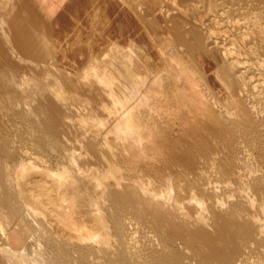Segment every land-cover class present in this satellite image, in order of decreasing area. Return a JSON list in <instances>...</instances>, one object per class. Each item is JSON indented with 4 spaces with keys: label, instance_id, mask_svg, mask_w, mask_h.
I'll return each instance as SVG.
<instances>
[{
    "label": "rangeland",
    "instance_id": "1",
    "mask_svg": "<svg viewBox=\"0 0 264 264\" xmlns=\"http://www.w3.org/2000/svg\"><path fill=\"white\" fill-rule=\"evenodd\" d=\"M183 1L186 4H171L170 8L191 22L193 27L179 34L182 40L185 35L183 42L188 40L191 46L187 45L189 50L184 48V52L180 46L177 52L164 47L163 62L135 47L115 46L80 74L34 64L32 138L28 126V133L18 134L17 147L0 150V157L16 162L0 164V187L17 194L18 224H24L28 234L26 244L16 251L21 252L20 258L25 252L22 258L12 253L13 259L5 264L14 259L17 262L12 264L19 260L20 264H45L43 259L48 256L61 257L65 264H137L117 257L118 243L110 217L102 209V199L93 195L99 192L106 199L108 193L110 179L104 178L108 167L101 151L107 157L114 152L124 169L150 163L162 171L160 176L167 177L168 183L193 182L191 191L205 201H193L187 211L199 214L207 223L211 222L209 205L204 204L210 201L215 210L230 217L216 221L221 235L210 240L211 248L200 244L206 242L204 236L188 244L173 237L167 241L169 259L151 254L139 264L264 263V0ZM119 2L117 9L125 8L122 0ZM129 16L139 32L145 33L136 16L132 12ZM54 30L65 34L66 27L55 26ZM106 39L104 35L100 40ZM87 116L106 121L92 143ZM122 117L137 123L136 138L116 130ZM84 143L88 155L83 152ZM123 145L134 154H125ZM123 184L121 179L114 188L119 190ZM83 196L89 199L86 205L80 204ZM111 200H117L116 196ZM71 224H89L103 237L102 242L63 239L59 233L63 228L78 235ZM125 224L128 232L135 228L133 218L127 217ZM245 227H249L251 238L261 241L260 248H252V241L236 243ZM216 241L224 244L234 260L213 247ZM45 244L53 253L43 250ZM63 244L72 248L79 244L77 250L89 245L94 250H106L109 256L98 252L78 256L74 249L60 250Z\"/></svg>",
    "mask_w": 264,
    "mask_h": 264
},
{
    "label": "crops",
    "instance_id": "2",
    "mask_svg": "<svg viewBox=\"0 0 264 264\" xmlns=\"http://www.w3.org/2000/svg\"><path fill=\"white\" fill-rule=\"evenodd\" d=\"M122 2L125 8L117 9L119 0H0V150L17 147L18 134L28 133V126L32 138L35 63L80 74L115 46L135 47L159 62L164 60V47L168 52H177L178 46L181 52L189 50L191 42L181 41L179 34L192 26L170 9L171 4L185 1ZM129 12L142 23L145 33L139 32ZM55 26H65V34L54 30ZM67 31L72 32L70 38ZM104 35L107 39L100 40ZM13 163L0 157V164ZM18 218L17 194L0 187V252H4L0 264L8 253L15 254L26 244L27 229L18 224Z\"/></svg>",
    "mask_w": 264,
    "mask_h": 264
},
{
    "label": "bare ground",
    "instance_id": "3",
    "mask_svg": "<svg viewBox=\"0 0 264 264\" xmlns=\"http://www.w3.org/2000/svg\"><path fill=\"white\" fill-rule=\"evenodd\" d=\"M257 4H259V3H257ZM260 5H261V3H260ZM236 6L237 5H235V7ZM197 8L199 9V7H197ZM194 9L196 10L195 7H194ZM172 14L171 15L169 14L170 17L172 16ZM178 16H179V14H178ZM225 18H227V17H225ZM238 20H239V17H238ZM189 23L191 24V22H189ZM237 23H238V21H237ZM228 27H229V25H228ZM256 27H258V26H256ZM226 29H227V27H226ZM228 32H229V29H228ZM195 34H196V36L200 35L198 33H195ZM195 34H193V35H195ZM183 36L185 37V35H183ZM184 37H182L183 40H184ZM179 39H181V37ZM183 40L181 39V41H183ZM186 40H187V38H186ZM202 42H204V41H202ZM237 45H239V44L237 43ZM193 53H194V51H193ZM204 53H205V51H204ZM206 56L208 58L209 55H207V53H206L205 57ZM205 57H204V59H205ZM203 61H205V60H203ZM207 61H209V59H207ZM169 63L170 62L168 61V64ZM209 63H211V62L209 61ZM214 64H217V63H214ZM196 66H197V64H196ZM192 67H194V66H192ZM212 68H213V65H212ZM210 69L211 68H209V70ZM211 70H213V69H211ZM233 70L234 69H232V71ZM236 70H238V69H236ZM205 72H207V71H205ZM240 72L242 73V71H239V73ZM213 75L214 74H212V77H213ZM207 77H209V74L207 75ZM247 77L245 78V80L247 79ZM203 79H202V81H204ZM235 80H237V79H235ZM213 81L216 83L218 80L217 81L213 80ZM238 82H239V80H238ZM248 82H249V80H248ZM263 82H262V84H263ZM203 83H206V87H209V86H207L208 81L207 82L204 81ZM215 83H214V85H215ZM217 85H218V83H217ZM237 86L239 87V85H237ZM241 86H240V88H241ZM211 87H212V85H210V88ZM247 89L250 90L249 87ZM247 89H246V91H245V89L242 90V91H245L244 94L245 93L247 94V91H248ZM214 91H216L215 88H214ZM241 98H243L242 94H241ZM245 102H246V100H245ZM249 110H251V108ZM257 116H256L255 120L258 119ZM87 118H88V121H90L89 124L87 125V131L91 135L90 143H92L93 141H95L96 138H98L101 135L102 128L105 125L106 121L104 119H102V118H95V117H92V116H87ZM250 124H252V122ZM259 124H257V125H259ZM254 125H255V127L257 126L256 124H254ZM259 126H261V125H259ZM136 127H137V123L134 121V119L127 118V117H122L121 120L117 123L115 128H116V130H118V129L125 130L127 133L130 134V136L132 138H136V136H138ZM258 128H260V127H258ZM259 133H261V132H259ZM81 143H82V146H83V142H81ZM85 146H86V143H84V151L83 152L88 155V154H90V151L85 149ZM106 146H109V145L106 144ZM123 151H124L125 154H130V153H131V155L134 154V152H132V150H130V147H126L124 145H123ZM99 154L102 157V159H104L106 161L107 167H108L107 172L104 174V178H106V179L109 178L110 180L107 182V184H108V193H106V197H107L106 199H104V195L102 193H99V192H95L94 191L93 195L94 196L96 195V196H98V198L100 197L102 199V205H103L102 209L110 217V220H111L110 222L112 223L111 224V228H112V230H113V232H114V234L116 236V240H117V243H118L117 257L130 258L132 260V262L133 261L135 263L137 262V264L141 263L143 260H145L147 255H151V254H154V255L156 254V255H159V256H163L165 259H169L170 249H168L167 241L170 240L173 237H174L175 240H180L181 242L188 244L193 239H198V238L200 239L201 236L202 237L204 236V237L207 238V240H206V242L202 241L200 244L202 246L206 247V248L207 247L211 248L210 240H212V241H213V239L218 240L217 237H219L221 235V232L218 229V225L216 224V221L218 219H230V217L228 215H224L223 212H221L219 210H215L213 201H210V202L204 204L206 207H207V204L209 205L208 214H209V218H210V221H211L210 223H207L206 220H204L199 214L187 211L188 207L191 205V203L193 201H196V202L199 201V200H201V201L204 200L205 201V199L203 197H201L200 195H198L195 192L191 191V188H192V186L194 184L193 182L185 181L184 183H178V182L177 183L175 182V184L174 183H168V182L165 181L167 179V177L160 176L162 171H159L158 168L150 165V163H144L142 166L137 165L135 168H131L130 166H128L126 169H124L120 165V161H118L117 156L114 154V152H112V156H109V157L104 155L102 153V151L99 152ZM136 154H138V153H136ZM142 168L143 169H147L149 171L147 173H142V171H143ZM102 176H103V174H102ZM96 177L98 178V176H96ZM121 179L124 181V184H123L122 188L119 189V190L115 189L114 186ZM89 183H92V182L89 181ZM166 189L168 191H166ZM113 195L116 196L117 200H111V196H113ZM88 200H89L88 197L83 196L81 198V200H80V204L86 205ZM184 214H186V215H184ZM230 216H232V214H230ZM127 217L133 218V220L135 221V228L131 232L127 231V224H125V219ZM76 226H77V228H80V229L78 230L76 228ZM70 228H72L73 230L75 229V232H78V235H76L75 233H71L70 229L67 230V229L63 228V229L59 230V233H60V235L62 236L63 239H68L70 241H75L77 243L83 242V241H88V240L92 241L93 243L102 242L103 237L100 238L98 236L97 231L94 230V228L89 227V224H71ZM196 235H198V236H196ZM251 237L252 236H251V234L249 232V227H245V230H244L243 234L241 235L240 240L236 241V243L246 244V243L252 241V245H253L252 248H260L261 245H262L261 241L258 240V239H255V238L253 239ZM38 244L43 245L41 243H38ZM40 245H37V246L39 247ZM77 247H79V244H77V246H75L73 248L70 247L69 244H63L59 249L60 250L61 249H65L66 251L68 249H72V250L74 249V251L78 253V256H82V255H86V256L87 255H96L97 252L103 254L104 257H106V256L108 257L109 256V252L107 254H105L106 250L104 252H103V250H100V251L99 250H94V249L89 248V245L80 248V250H77ZM213 247H215V249H218L219 251L225 252L227 254V256H228L227 259L234 260V255H231V254L228 253V250L225 248L224 244L220 246V243H218V244H216ZM41 248H42V246H40V249ZM7 249H8V247H7ZM43 250L47 251V252H50V253H53L50 250V248H48V246L46 244H45ZM204 250H206V249H204ZM9 251H11V250H9ZM1 252H3V251H1ZM12 253H14V252L11 251V254ZM18 253L20 254L21 252H18ZM18 253H16V251H15V254L18 255ZM205 253H206V251H205ZM11 254L9 255V253H8L7 254V258L9 256L11 257ZM23 254H21V258L23 256ZM4 255H3V257L5 258L6 255L5 256ZM33 255H36V254H33ZM19 256L20 255H18L17 257H19ZM0 257H1V255H0ZM7 258H5L4 261L5 260L7 261ZM2 260H3V258H2ZM14 260L16 261V259H14ZM14 260L12 262H14ZM17 260H19V259H17ZM27 260H28V258L26 259V261ZM19 261H21V260H19ZM19 261H18V263H19ZM29 261H31V260H29ZM43 261L45 262V264H65L66 263V261H64L61 257L56 258L54 256H48L46 259H43ZM0 262H2V261H0ZM12 262H11V264H12ZM8 263H10V259H9ZM22 264H24V263L22 262ZM171 264H172V262H171Z\"/></svg>",
    "mask_w": 264,
    "mask_h": 264
}]
</instances>
